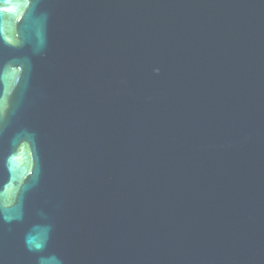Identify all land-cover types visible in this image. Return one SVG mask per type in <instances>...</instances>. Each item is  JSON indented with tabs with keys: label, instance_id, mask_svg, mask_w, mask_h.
Masks as SVG:
<instances>
[{
	"label": "water",
	"instance_id": "1",
	"mask_svg": "<svg viewBox=\"0 0 264 264\" xmlns=\"http://www.w3.org/2000/svg\"><path fill=\"white\" fill-rule=\"evenodd\" d=\"M0 264H264V0H0Z\"/></svg>",
	"mask_w": 264,
	"mask_h": 264
}]
</instances>
